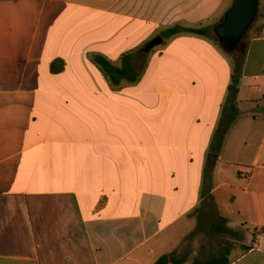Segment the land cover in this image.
Listing matches in <instances>:
<instances>
[{"label": "crops", "instance_id": "crops-1", "mask_svg": "<svg viewBox=\"0 0 264 264\" xmlns=\"http://www.w3.org/2000/svg\"><path fill=\"white\" fill-rule=\"evenodd\" d=\"M232 2L0 0V264H264V0L234 99L211 34L161 36Z\"/></svg>", "mask_w": 264, "mask_h": 264}, {"label": "water", "instance_id": "water-1", "mask_svg": "<svg viewBox=\"0 0 264 264\" xmlns=\"http://www.w3.org/2000/svg\"><path fill=\"white\" fill-rule=\"evenodd\" d=\"M258 5L259 0H233L220 23L213 28L219 46L225 53L231 54L239 46L257 17ZM161 42L162 38L153 39L145 51Z\"/></svg>", "mask_w": 264, "mask_h": 264}, {"label": "trees", "instance_id": "trees-1", "mask_svg": "<svg viewBox=\"0 0 264 264\" xmlns=\"http://www.w3.org/2000/svg\"><path fill=\"white\" fill-rule=\"evenodd\" d=\"M257 17H258V14H257ZM258 31H260V29H258ZM181 33H190V34L197 35V36H207V35L211 34L213 36L215 43L219 44V42H218V40H217V38L213 32V28L211 29L208 27H205V28H185V27H181V26H175V27L166 29L161 34V36L163 38H168V37H172V36H175V35H178ZM243 39H244V37H243ZM230 56L232 57V60H233V73L231 75V84L229 87V92L231 95V99H234L236 91H237V85L239 83L241 68L243 65V54L238 53V47H237L236 50L230 54ZM101 65L107 72H111L110 70H112V68L109 66V64L102 63ZM111 76H113L112 73H111ZM230 108H231V110L232 109L235 110V108L232 106V103L230 105ZM225 132H226V129L222 133V139H223V136L225 135ZM228 253H229L228 248H225L217 256L212 257V258L207 259V260H204V261H194L193 264H228ZM180 263H182V260L174 259L172 256H162L154 264H180Z\"/></svg>", "mask_w": 264, "mask_h": 264}, {"label": "rangeland", "instance_id": "rangeland-1", "mask_svg": "<svg viewBox=\"0 0 264 264\" xmlns=\"http://www.w3.org/2000/svg\"><path fill=\"white\" fill-rule=\"evenodd\" d=\"M220 23V22H219ZM245 37V36H244ZM204 232V231H203ZM205 237V241L202 240V237ZM198 240H199V249L200 247L205 248L206 250L199 251V253H203L204 257H215L217 253L222 252L228 245L233 246L237 245L238 242H236L233 238H231L229 235H220V236H215V235H206L203 233H200L198 235ZM204 242L200 246V242ZM198 258H201V254H197Z\"/></svg>", "mask_w": 264, "mask_h": 264}]
</instances>
